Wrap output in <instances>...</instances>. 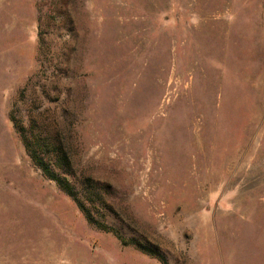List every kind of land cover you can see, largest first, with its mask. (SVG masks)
Returning <instances> with one entry per match:
<instances>
[{"label":"rangeland","instance_id":"1","mask_svg":"<svg viewBox=\"0 0 264 264\" xmlns=\"http://www.w3.org/2000/svg\"><path fill=\"white\" fill-rule=\"evenodd\" d=\"M0 264H264V0H0Z\"/></svg>","mask_w":264,"mask_h":264},{"label":"trees","instance_id":"2","mask_svg":"<svg viewBox=\"0 0 264 264\" xmlns=\"http://www.w3.org/2000/svg\"><path fill=\"white\" fill-rule=\"evenodd\" d=\"M11 122L14 124V128L19 132L22 143L26 149L28 156L30 157L33 165L41 172L42 176L49 181H52L56 186L69 196L79 207V209L84 213L86 220L91 225L97 226L99 229L106 232H114L110 227H106L99 222H97L81 200L77 197V192L74 186L64 177L59 171L61 167L70 168L69 158L64 151L62 144L55 137H46V143H38L37 141L33 144L31 139L27 137L24 129H20L13 117H10ZM66 174H68L66 172ZM90 181V180H89ZM91 188V187H90ZM138 248L144 247L138 245Z\"/></svg>","mask_w":264,"mask_h":264}]
</instances>
